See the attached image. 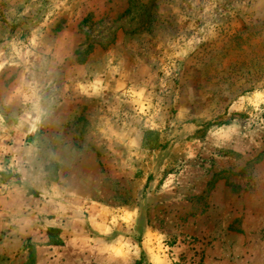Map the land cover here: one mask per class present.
<instances>
[{
    "label": "rangeland",
    "instance_id": "1",
    "mask_svg": "<svg viewBox=\"0 0 264 264\" xmlns=\"http://www.w3.org/2000/svg\"><path fill=\"white\" fill-rule=\"evenodd\" d=\"M138 262L264 264V0H0V264Z\"/></svg>",
    "mask_w": 264,
    "mask_h": 264
},
{
    "label": "crops",
    "instance_id": "2",
    "mask_svg": "<svg viewBox=\"0 0 264 264\" xmlns=\"http://www.w3.org/2000/svg\"><path fill=\"white\" fill-rule=\"evenodd\" d=\"M14 128H15V129H14V130H15L14 134H15V133H16V126H14ZM19 129H20V128H17L18 131H19ZM20 141H21V140L14 138V141H13V142H14V146H13V147L16 148L17 145L15 146V144L20 143Z\"/></svg>",
    "mask_w": 264,
    "mask_h": 264
},
{
    "label": "trees",
    "instance_id": "3",
    "mask_svg": "<svg viewBox=\"0 0 264 264\" xmlns=\"http://www.w3.org/2000/svg\"><path fill=\"white\" fill-rule=\"evenodd\" d=\"M57 230H55V232H56ZM52 232H54V231H52ZM31 249V248H30ZM33 258H34V253H33V249H31V251H30V256H29V260H30V262H33ZM137 264H141L140 262H138Z\"/></svg>",
    "mask_w": 264,
    "mask_h": 264
}]
</instances>
